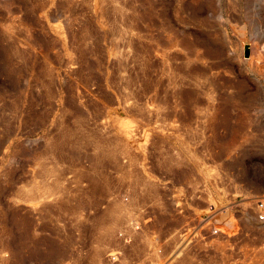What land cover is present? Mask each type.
Here are the masks:
<instances>
[{
  "label": "rangeland",
  "instance_id": "rangeland-1",
  "mask_svg": "<svg viewBox=\"0 0 264 264\" xmlns=\"http://www.w3.org/2000/svg\"><path fill=\"white\" fill-rule=\"evenodd\" d=\"M263 197L264 0H0V264H264Z\"/></svg>",
  "mask_w": 264,
  "mask_h": 264
},
{
  "label": "built area",
  "instance_id": "built-area-1",
  "mask_svg": "<svg viewBox=\"0 0 264 264\" xmlns=\"http://www.w3.org/2000/svg\"><path fill=\"white\" fill-rule=\"evenodd\" d=\"M257 210H258L259 221H264V197L261 200H259L257 204ZM150 220H151L150 217L145 216L144 208L134 210L133 212H131V214L127 218L125 227L118 233L119 239L125 245L132 244L134 241L135 235L141 232L145 222H148ZM220 231H221V228L213 229L214 234H219ZM122 256H123L122 250H117L115 252H112L108 256V262L110 264H116L120 261Z\"/></svg>",
  "mask_w": 264,
  "mask_h": 264
}]
</instances>
